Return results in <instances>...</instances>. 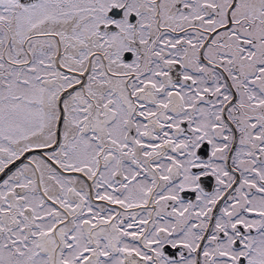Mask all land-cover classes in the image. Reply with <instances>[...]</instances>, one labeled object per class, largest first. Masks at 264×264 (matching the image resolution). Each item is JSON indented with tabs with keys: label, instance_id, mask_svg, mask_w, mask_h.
<instances>
[{
	"label": "snow or ice",
	"instance_id": "snow-or-ice-1",
	"mask_svg": "<svg viewBox=\"0 0 264 264\" xmlns=\"http://www.w3.org/2000/svg\"><path fill=\"white\" fill-rule=\"evenodd\" d=\"M0 264H264V0H0Z\"/></svg>",
	"mask_w": 264,
	"mask_h": 264
}]
</instances>
